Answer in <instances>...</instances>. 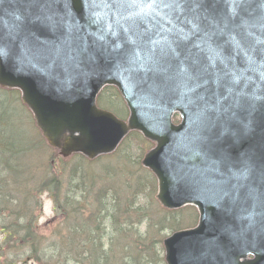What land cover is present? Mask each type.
I'll return each mask as SVG.
<instances>
[{"label":"water","instance_id":"1","mask_svg":"<svg viewBox=\"0 0 264 264\" xmlns=\"http://www.w3.org/2000/svg\"><path fill=\"white\" fill-rule=\"evenodd\" d=\"M211 8L215 23L203 10L200 23L216 35L184 40L178 30L191 26L168 8L137 15L130 2L2 0L0 88L20 92L63 160L112 154L131 132L154 144L141 165L157 180L155 199L199 215L163 241L166 264H264V0L240 3L237 15L228 0ZM165 45L183 55H166ZM189 51L203 70H191ZM106 86L122 97L126 121L97 107ZM245 166L249 178H234Z\"/></svg>","mask_w":264,"mask_h":264},{"label":"trees","instance_id":"2","mask_svg":"<svg viewBox=\"0 0 264 264\" xmlns=\"http://www.w3.org/2000/svg\"><path fill=\"white\" fill-rule=\"evenodd\" d=\"M110 92L113 103L118 101L119 107L113 103L104 105L100 101L99 104L117 115L120 111L124 113L117 93ZM5 127L6 124H0V175L13 174L19 187L24 184L28 170L23 160L25 155L35 153L37 148L51 153L47 165L56 162L63 175L56 176L50 168L45 172L50 176L41 188L50 196L54 210L63 219L48 233L40 232L37 217H33L35 208H40L36 200L31 201L28 192L25 193L27 198L18 200L5 183H0V189L5 190L0 192V264L162 263L161 240L164 234L183 226L179 222L182 211H161L155 204V181L139 167V159L147 144L138 135H134L138 138L128 140L142 144V148L137 145V154H127L121 148L115 155L119 166L103 168L96 173L85 171V167L110 158H101L90 164L81 156H74L62 162L46 147L42 138H30L28 143L20 138L14 140L4 133ZM70 164L72 167L65 174V166ZM41 194L37 192L38 196ZM192 215L191 211L189 216ZM156 233L160 235L157 239L154 238Z\"/></svg>","mask_w":264,"mask_h":264},{"label":"rangeland","instance_id":"3","mask_svg":"<svg viewBox=\"0 0 264 264\" xmlns=\"http://www.w3.org/2000/svg\"><path fill=\"white\" fill-rule=\"evenodd\" d=\"M0 119V124H6L4 133L11 136L14 140L20 138L28 143L30 138L34 139L40 137L39 133L34 128V125H32V119L30 120L28 112H26V110L18 103L16 95H10L3 91L0 92ZM135 147L136 144L132 142L131 147H129L127 150L131 151ZM34 151L36 152H30L23 158V160L25 159V164L28 168L26 180L24 181L23 185L18 187L15 182L14 175L9 172V174H3V176L0 175V183H5L12 195L18 198V200L23 197L27 198V195H25L26 192L30 194L31 201L35 202L36 200V204H38L40 208H35L33 217H37V225L41 231H43V227L45 225L56 223L63 219L61 214H57L52 210L53 204L51 199L48 197L49 195L42 191L41 184L44 183V181H47L50 176L49 174L46 176L45 172H48L50 168H53V172L58 177L63 175V172L56 162H54V165H47V162L49 163V156L51 153L39 151L38 148ZM115 159L116 156L109 160H104L100 164L86 166L85 171L88 169V171L99 173L103 168H117L120 163ZM71 163L74 164L75 162L72 161ZM71 167L72 164L65 166L64 173L67 174ZM2 191L5 190L0 189V192ZM38 191L42 193L40 196L37 195ZM28 210L30 209L28 208ZM154 219L156 220V217H154ZM192 221L193 218H189L187 220V225L191 226L194 223ZM46 236L49 237L50 234H46ZM159 236L160 235L156 233L154 238L157 239ZM1 245L2 241L0 237V248ZM27 264L38 263L28 262Z\"/></svg>","mask_w":264,"mask_h":264},{"label":"snow or ice","instance_id":"4","mask_svg":"<svg viewBox=\"0 0 264 264\" xmlns=\"http://www.w3.org/2000/svg\"><path fill=\"white\" fill-rule=\"evenodd\" d=\"M2 2V0H0ZM38 3H51L53 0H36ZM130 2L133 5H137L140 7L141 12L137 13V15H140L144 12L145 8L148 9H157V8H168L172 9L173 12H178L181 14H184V24L190 25L191 27L188 29V33H185L184 28H179L178 32L181 37V39L186 40L188 38V35H196L198 33H203L209 40L213 38V36L216 35V33L209 32L206 28H204L201 23V10L204 11L203 18L206 20H209L211 23H215L214 18L211 16L212 8L211 5L217 3V0H104L105 7H111L112 5H121L122 3ZM229 3L233 5L232 13L233 15H237L236 7L243 2H246V0H228ZM189 5H192L191 9H189ZM191 13V15H188L187 13ZM19 19V17L17 18ZM49 25L52 27H55L56 20L54 17H47L46 18ZM40 17H37V21L39 22ZM179 22V17H177L176 20H173L171 17H169V23H173L174 25ZM223 34V33H220ZM159 43V42H154ZM165 47H168L165 45ZM195 47H199V45H196ZM0 52H2V49H0ZM166 55H171L173 58L178 59L180 56L183 55L182 52L178 50V48H171L168 47L167 52H165ZM186 62L190 64L192 71L197 70H203L201 65L202 61L198 56H194L191 51H189L188 56L186 58ZM179 71L181 73H187L189 71L188 68L180 67ZM236 81H234L235 83ZM229 93L232 92V89H228ZM240 95H243V93H240ZM199 154V153H198ZM251 172V168L249 166H245L241 168L239 171L234 172L233 176L237 180H247L249 178Z\"/></svg>","mask_w":264,"mask_h":264}]
</instances>
